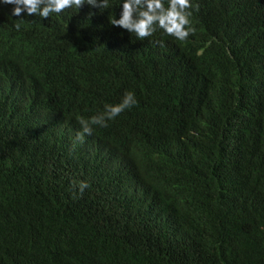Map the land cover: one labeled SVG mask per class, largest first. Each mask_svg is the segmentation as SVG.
Listing matches in <instances>:
<instances>
[{
    "label": "trees",
    "instance_id": "obj_1",
    "mask_svg": "<svg viewBox=\"0 0 264 264\" xmlns=\"http://www.w3.org/2000/svg\"><path fill=\"white\" fill-rule=\"evenodd\" d=\"M0 264H264V0H0Z\"/></svg>",
    "mask_w": 264,
    "mask_h": 264
}]
</instances>
